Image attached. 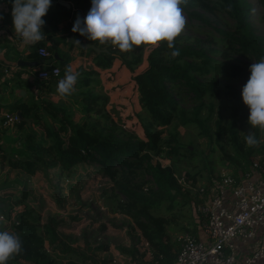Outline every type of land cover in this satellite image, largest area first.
Returning a JSON list of instances; mask_svg holds the SVG:
<instances>
[{
	"label": "trees",
	"instance_id": "1",
	"mask_svg": "<svg viewBox=\"0 0 264 264\" xmlns=\"http://www.w3.org/2000/svg\"><path fill=\"white\" fill-rule=\"evenodd\" d=\"M6 1L9 11L0 12V16L13 27L12 0ZM60 2L68 3L69 7ZM258 3L264 20V0H258ZM91 6V0H52V6L43 18L46 21L44 31L48 41L37 42L28 58L32 61L42 59L36 53L40 47L47 48L49 58L53 57L54 52L64 56L63 62L53 63L60 68L63 79L71 57L63 54L59 47H71L66 39L73 35L106 50L100 54L91 50L77 52L79 56L88 58L98 69L80 66L77 69L80 77L75 91L65 97L57 93L54 79L38 82V86L44 87L47 93L72 99L75 103L73 108L46 98H38V101L30 103H14L15 111L19 110L25 119H32L29 128L38 124L43 132L36 139L35 133L30 130L21 148L15 151L19 158L12 159L3 154L0 160L6 161L10 170H20L28 177L38 172L44 174L49 187V199L60 208L63 199L56 189L59 188L61 178L99 180L97 188L106 196L104 198L110 210L130 219L133 227L131 233H134L135 240V245L127 249L131 257L134 260L137 258L139 264H172L180 240H172L168 229L181 234H198L195 224L198 221L193 217L197 213L198 196L190 194L192 187L179 182L181 175L178 172L179 163L185 159L187 161L184 164L191 167L192 163L188 160L194 158L196 152L194 148L180 144L178 128L198 129L209 149V153L199 159L203 160L217 151L219 162L224 166L222 169L228 170L234 177L250 170L253 157L260 155V160L264 161V143L252 147L246 144L245 135L251 126L248 123L250 111L242 99V88L251 75V64L264 57V37L253 30L249 20L252 7L248 0H187V4L182 6L187 26L197 32L207 26L208 33L212 30L218 36L207 39L181 33L175 40V47L180 50V55L175 58L171 57L172 49L168 48L167 42L151 47L147 55V67L132 77L138 104L148 118L147 124L130 116L129 121L124 119L123 124L128 128L124 129L106 109L108 96L93 91V85H98L99 70L109 69L116 59L112 51L117 47L110 43L90 41L72 31L77 17L86 16ZM206 12L222 16L231 23L228 28L212 26ZM142 46H134L133 49ZM232 58H235V63H230ZM127 64L130 66L131 62ZM40 68L47 69L49 66ZM104 78L113 79L109 72L104 74ZM218 78L223 82L218 81ZM184 100L194 105L185 108L181 105ZM203 109L207 111L206 116L201 114ZM43 113L49 117V122L42 119ZM139 123L143 124L144 129H169V135L154 151H150L145 141L136 135L138 131L134 132L141 126ZM26 124L20 121L16 127L22 129ZM255 135L259 140L258 128H255ZM189 145L193 147V142L190 141ZM154 156L157 157L156 161H153ZM160 160L169 163L162 164ZM80 166L86 167L83 173H78ZM202 167L186 171L185 180L191 179L194 184L196 177H202L206 170L204 164ZM207 181L209 184L212 181L210 171ZM13 182L3 174L0 177V190L9 188L4 193L6 197H0V213L7 218H10L14 206L35 201L31 189L24 185L26 181L15 179ZM19 185L22 187L16 188ZM189 205L193 213L190 212L188 222L173 228L177 219L173 212ZM38 210H42V207H38ZM59 224L56 217L51 215H47L41 222L29 208L15 212L9 232L19 236L22 249L7 264H59L45 249L46 241L53 244L51 251L60 259L74 254L82 262L91 260L97 264L91 254L61 240ZM144 242L151 251L147 261H144L141 251ZM85 245L88 250L98 246L104 250L108 248L89 236L85 238ZM69 263L79 264L74 260Z\"/></svg>",
	"mask_w": 264,
	"mask_h": 264
},
{
	"label": "rangeland",
	"instance_id": "2",
	"mask_svg": "<svg viewBox=\"0 0 264 264\" xmlns=\"http://www.w3.org/2000/svg\"><path fill=\"white\" fill-rule=\"evenodd\" d=\"M251 4V14H250V23L253 27L254 32L257 35H260L264 37V20L262 16V10L261 6L258 3V0H248ZM184 14V13H183ZM185 18L186 15L184 14ZM206 17L210 20L211 25L215 27H222V28H228L230 25V21H227L222 16L218 17V15L206 12ZM187 21V18H186ZM188 24L186 23L185 29L182 33L188 34L192 37H195V35L200 36L202 38L210 39L212 37H217L218 34L216 32H213L210 30V32H207V29H209L207 26H204L200 32H197L193 29H191ZM148 48H151V46H142L137 48L138 51H143V55L145 54V51H147ZM136 53L137 50L135 49ZM216 59H219L218 56H216ZM235 58H232L230 63H235ZM98 81V80H97ZM218 81L223 82L222 79L218 78ZM111 81H105L99 77L98 85H93V91L95 93H104V88H107L109 85H111ZM121 84H117V87ZM116 88H112L111 90H114ZM133 88L132 92L129 93L131 96H126L129 98L137 97V92ZM122 92V91H121ZM105 94V93H104ZM133 95V96H132ZM118 97V96H117ZM125 97L124 95L120 96V99ZM138 101V100H137ZM124 104L119 102L118 100H113L110 103V100H108V103L106 105V109L109 110L111 113L112 118L124 129H128L124 123V119H126V116H124L125 108H123ZM182 106L185 108H190L194 104L193 102L189 100H184L181 103ZM140 107V106H139ZM139 109V108H138ZM141 112L142 109L140 107ZM202 116L207 115V111L203 109ZM77 117H79V114H76ZM129 117V116H128ZM140 120V119H139ZM143 124H147V117L144 120H140ZM140 124L141 126L134 131L136 135H138L140 138H142L147 147L150 149V151H154V149L159 146V144L168 137L169 129H162L158 130L153 127H148V129L143 128V124ZM10 128H6L5 131H9ZM12 130V129H11ZM157 130V132H155ZM180 132V144L183 146H187L191 149H195L196 155L191 160H188L191 164V167H188L184 164V161H187V159L183 160V162L179 163L180 171L179 174L181 177L185 175L186 171H192L195 169L203 168L202 165L204 164L206 166V170L203 172L202 177L197 176L196 182L192 184L191 179H187L185 184H182L186 187H192L193 190L195 187H202L204 189H210L214 182L220 181L221 174L229 173L228 171L222 169L224 166L220 164V158L218 157V152L215 151L213 154L209 155L203 160H200L199 157H203V155L209 153V149L207 148L206 140L204 137L199 135L198 129L196 128H189L186 129L184 127L178 128ZM249 132L253 131L255 133V129H252L251 126L248 128ZM9 136V135H7ZM23 136H19L17 138L16 143H19L22 146L23 143ZM258 137L261 141L260 143H264V133H262L258 128ZM193 142V147L189 145V142ZM14 142V141H13ZM3 144V143H2ZM5 144V142H4ZM14 145V144H13ZM16 145L12 148L11 151L6 150V155H9L12 157V159L19 158V155L15 152ZM20 147V146H17ZM204 152V153H203ZM260 155H257L253 157L254 159L260 158ZM157 157L154 156L153 161H156ZM162 164H168V161H162L160 160ZM3 162V161H2ZM6 162V161H5ZM7 165V162L5 164ZM0 167V177L3 174V176L7 177L10 182H13V180L18 179L19 181H26L24 182V185L31 189L32 191V197L35 198V201L31 202H24L22 204H19L17 206L13 207V210L10 213V221L8 219L7 223L0 224V228H8L11 224V221L13 220V217L15 215V212L18 210L24 208H29L32 210L33 216L42 221L45 220L47 215H51L56 217L58 228L60 231H62L61 240H63L67 245L74 247L76 249H83L85 253H89L92 255L94 260L97 262V264H139L138 259L135 260L131 257L130 253L127 249H131L132 246L135 245L134 240V233H131L132 224L130 222V219L120 213H113L110 210V207L106 204V196H103L99 190V180H86L83 181L82 179L77 178H61L57 191L60 192V196L63 199V204L60 206H57L54 202H52L48 194L49 187L46 183V176L43 174L41 175L40 172L35 175H30L29 177L22 171L7 168V167ZM86 170L85 166H80L78 173H83ZM210 171V176L212 181H207V176ZM49 173H52L51 171ZM131 176V175H130ZM128 176V177H130ZM126 177H121V179H125ZM185 178V177H184ZM219 178V179H218ZM130 179H135L134 177H130ZM182 179V178H181ZM12 184H15L14 182ZM2 185V184H1ZM0 185V189H1ZM16 185V184H15ZM22 185L17 186L16 188H21ZM191 191V195L195 196L194 191ZM9 191V188L2 189L1 195L5 196L4 193H7ZM10 194V193H8ZM14 196V195H13ZM6 197V196H5ZM4 197V198H5ZM6 200V199H5ZM38 207H42V210H38ZM7 210V207H6ZM192 211V209L189 206H186L183 210H175L173 213L177 215L176 219V225L173 226V228H177L179 225H184L188 222L189 214ZM193 213V211H192ZM172 216V214L170 215ZM75 217V218H72ZM194 219L198 222L195 224L197 225L200 232H202L201 229V222L199 223L200 216L197 213H194L193 215ZM4 225V226H3ZM38 225V224H37ZM132 227V228H131ZM168 234L172 240L179 239L181 236V233L179 231H175L173 229H168ZM89 236L92 240H98L101 245H107V250H104L101 247L94 248L93 250L86 249L85 245V238ZM137 243V241H136ZM53 244L50 243V241L45 242V249L48 250V252L51 254V256L56 260L59 264H70L69 261L74 260L75 262L79 264H95L91 260H88L87 262H82L81 259H78L76 255L71 254L68 255L66 258H58L57 254L52 253L51 246ZM127 250V251H125ZM58 249L56 250V253H58ZM141 251L143 252L144 261H147V258L151 256L150 249L148 250L147 244L144 242L143 246L141 248ZM145 254V256H144ZM140 259V258H139Z\"/></svg>",
	"mask_w": 264,
	"mask_h": 264
},
{
	"label": "clouds",
	"instance_id": "3",
	"mask_svg": "<svg viewBox=\"0 0 264 264\" xmlns=\"http://www.w3.org/2000/svg\"><path fill=\"white\" fill-rule=\"evenodd\" d=\"M186 4L187 0H91L89 12L83 18L77 17L72 31L90 41L110 43L122 52L132 51L134 46L155 48L167 42L172 49L170 55L175 58L180 55L175 40L187 23L182 7ZM51 6L52 0H12L13 28L23 45L45 39L43 18ZM75 44L81 42L76 40ZM250 72L242 88V99L250 111L248 123L264 133V57L251 64ZM79 77L80 72L67 65L57 93L62 97L73 94ZM245 140L249 147L261 142L253 131L246 133ZM21 249L19 236L0 230V264H7Z\"/></svg>",
	"mask_w": 264,
	"mask_h": 264
},
{
	"label": "built area",
	"instance_id": "4",
	"mask_svg": "<svg viewBox=\"0 0 264 264\" xmlns=\"http://www.w3.org/2000/svg\"><path fill=\"white\" fill-rule=\"evenodd\" d=\"M36 53L45 60L50 56L46 47L38 48ZM48 66L38 68L36 77L54 79L57 88L61 70L53 64ZM18 122L16 113L2 117L4 127ZM259 161L253 160L250 170L239 178L225 173L210 189L194 188L203 239L188 232L181 234L172 264H264V179L256 176L261 168ZM181 178L179 182L185 184V178ZM225 189L230 191V197L225 196ZM8 219L0 213V223Z\"/></svg>",
	"mask_w": 264,
	"mask_h": 264
},
{
	"label": "crops",
	"instance_id": "5",
	"mask_svg": "<svg viewBox=\"0 0 264 264\" xmlns=\"http://www.w3.org/2000/svg\"><path fill=\"white\" fill-rule=\"evenodd\" d=\"M8 11V2L6 0H3L2 2H0V12L8 13ZM68 38L66 39L67 43H69L67 41ZM44 40L48 41L46 34ZM34 45H23L19 35L15 34L14 28L6 23L5 19H0V156L5 154L6 150L11 151L14 145H16L15 148H21V145L19 143H16L17 138L20 135L25 138L30 130H32L31 132L35 133L34 135L36 139H38V134L40 135L43 132L38 124L32 125V127L29 128L32 124V119H30L29 123L26 122L27 126L22 127V129L16 127V124L11 127H4L2 125L3 115L5 113H15L17 111H15V109L13 108L14 103H17L19 101L23 103H30L32 101H38V98H46L50 99L54 103L63 104L71 108H73L75 105L72 99L61 98L55 93H47L44 87L38 86V82H41L42 80H39L35 76L34 73H36V70L40 67H44V65L63 62L65 60V57L59 54L57 56L62 60L57 61L54 59V53H56L54 52L53 57H48L47 60H29L28 55L32 52ZM70 45L71 47L61 45V47H59V50L63 54H67V56L71 57L69 64H71L75 70H77L80 66H93L92 62L88 58H86L85 56H79L77 54L78 50L88 49L78 48L72 44ZM136 50L137 53L135 49L128 52H122L118 48L114 49L112 53L116 55V59L114 60L112 66L109 69L99 70L100 80L102 78L105 81L112 82L111 85H109L107 88H104V93L108 96L110 103L113 100H118L119 102L124 104L123 108H125L124 116H126V121H129L128 116H131V118L134 116L135 118L142 121L147 117L143 112L139 111L140 107L137 101V97L135 98V95L133 99L126 97L131 96L129 95V93H131L133 88H135L132 77L142 72L148 64L147 55L150 48L145 51L144 55L143 51H138V49ZM137 57L138 60L134 61V58ZM44 61H47V63H44ZM129 62H131L130 66H128L127 64ZM25 63L29 64L27 65ZM94 68L98 69L96 67ZM108 72L112 75V80H107L104 78V74ZM118 83L121 85L117 87ZM112 88L116 89L111 90ZM121 95H124L125 97L120 99ZM42 119H45L46 122H49L50 120L46 114L43 115ZM6 128H10V130L5 131ZM259 159L260 158L254 159V161ZM0 162V167H4L6 162H2L1 160ZM259 164L261 168L257 170L256 176L259 177V179H264V161H259ZM5 167L9 168V166ZM229 173L231 174V172ZM240 176L241 174L237 177L239 178ZM224 192L226 197H230L229 190L225 189ZM0 197L5 196H2L0 192ZM199 229L197 231V237L203 239V234ZM0 230L9 232V227L0 228Z\"/></svg>",
	"mask_w": 264,
	"mask_h": 264
},
{
	"label": "water",
	"instance_id": "6",
	"mask_svg": "<svg viewBox=\"0 0 264 264\" xmlns=\"http://www.w3.org/2000/svg\"><path fill=\"white\" fill-rule=\"evenodd\" d=\"M60 3H61L62 5H64V6H66V7H69V4H68V3H64V2H60ZM76 40H79V41L81 42V44H80V45L75 44V41H76ZM67 41H68L70 44H72V45H74V46H76V47H78V48L88 49V50H91V51H93V52H95V53H97V54H100V53H104V52H106L105 49L101 50V49L97 48V47L94 46V45H91V44H89V43H87V42H83V39H81V38H79V39L75 38L73 35L70 36V37L68 38ZM54 59L57 60V61L62 60V59H60V58L57 56L56 53H54ZM44 63H47V61H44ZM25 64L28 65L29 63H25ZM15 113H16V115L18 116V118H19L20 121H24V122H28V123L30 122V119H25V118L22 117L21 112H20L19 110H17Z\"/></svg>",
	"mask_w": 264,
	"mask_h": 264
}]
</instances>
